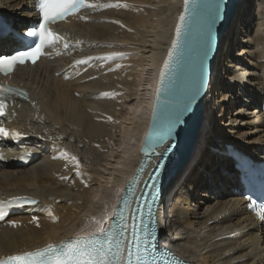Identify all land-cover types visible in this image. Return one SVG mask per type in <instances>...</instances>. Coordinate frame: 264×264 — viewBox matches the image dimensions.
Returning a JSON list of instances; mask_svg holds the SVG:
<instances>
[{
    "label": "bare ground",
    "instance_id": "obj_1",
    "mask_svg": "<svg viewBox=\"0 0 264 264\" xmlns=\"http://www.w3.org/2000/svg\"><path fill=\"white\" fill-rule=\"evenodd\" d=\"M33 2L0 0V14L22 33L37 19ZM87 4L93 7L52 26L61 39L47 58L3 80L25 88L30 101L11 98L0 117V127L20 134L0 136V200L30 196L39 202L16 209L0 225V259L90 229L108 215L126 178L147 155L142 145L157 73L182 0ZM204 21L207 26L210 19ZM201 38L202 33L194 39L196 54L204 46ZM13 45L9 37L0 38V53ZM114 53L119 55L107 58ZM194 78L187 77L174 92L176 110L164 119L172 131L160 134L150 149L159 153L168 140L179 142L177 134L192 116L188 106H195ZM263 99L264 0H238L201 97L197 138L164 190L157 213L163 242L187 262L264 264V222L241 198L226 150L232 146L254 160L264 159V118L258 109ZM15 143L35 153L26 167L16 164L20 148Z\"/></svg>",
    "mask_w": 264,
    "mask_h": 264
},
{
    "label": "snow or ice",
    "instance_id": "obj_2",
    "mask_svg": "<svg viewBox=\"0 0 264 264\" xmlns=\"http://www.w3.org/2000/svg\"><path fill=\"white\" fill-rule=\"evenodd\" d=\"M184 3L185 11H187L189 0H184ZM107 6L114 7L118 5ZM84 7H93V5L87 4L86 0H37V8L41 19L38 26L27 31V36L32 39L25 42L24 37L20 36L19 33L16 34L17 38L24 42L23 47L16 48L11 53L0 54V75L8 76L14 72L17 65H23L27 62L35 64L44 54L46 47L53 46L61 39L49 30L48 25L74 15ZM184 20L185 16L181 15V23L176 26L177 39L172 41L168 58L164 61V67L160 73L161 83H163L166 72L174 70L173 63L178 58V41ZM65 47H67L66 44ZM116 55L119 54L114 53L107 58L111 59ZM76 63L81 64L85 61H76ZM102 95L109 96L111 94L103 93ZM4 107L5 105L0 103V115L4 114ZM19 135L17 132L10 133L8 130L0 128V136H11L16 139ZM72 159L75 160V157H72ZM152 197L154 200L156 197L155 192L152 193ZM29 203L35 204L36 201H29ZM249 208L255 212L258 219L264 222V202L260 204L250 203ZM148 214L151 222L153 215L151 204L148 205ZM154 239L155 235L153 231L149 230V223H145L140 231H137L134 225L131 240H128L125 236L123 226H121L119 232L113 226L109 229H101L98 234L89 237L61 241L59 244L49 243L35 251H27L9 256L6 259H0V264H160L161 260H163V264H178L175 260L165 259L166 251H161L160 256L156 255L153 249L149 247L150 242Z\"/></svg>",
    "mask_w": 264,
    "mask_h": 264
},
{
    "label": "water",
    "instance_id": "obj_3",
    "mask_svg": "<svg viewBox=\"0 0 264 264\" xmlns=\"http://www.w3.org/2000/svg\"><path fill=\"white\" fill-rule=\"evenodd\" d=\"M237 2L238 0H189L187 11H185V3L182 0L181 11L173 29L171 42L158 69L154 90L153 111L156 107L161 108L162 105H165L171 99L175 98L173 96L174 92L184 85L187 77L190 78L192 75L195 77L192 83L197 96L195 106H189V110L192 112L191 118L188 117L190 119V126L188 124V128L186 126L183 131L177 134L179 142L177 143L174 158L166 171L163 188L166 187L179 168L185 164L192 151L201 125V97L205 93L210 78L211 67L218 48L220 36L230 21ZM181 15L185 16V20L183 21L178 41V58L173 63L174 70L166 72L163 83H161L160 73L164 67V61L168 58V51L172 46V41L177 39L176 26L181 23ZM205 18L210 19L207 26H204ZM202 24L204 26L203 29L200 28ZM200 33H202L201 40L204 41V46H201L200 53L196 54L193 51V43L195 37ZM189 57L191 58L192 64L189 61ZM187 61L190 63H187ZM193 63L195 64L193 65ZM188 72L190 73L188 74ZM158 89L159 91H157Z\"/></svg>",
    "mask_w": 264,
    "mask_h": 264
},
{
    "label": "rangeland",
    "instance_id": "obj_4",
    "mask_svg": "<svg viewBox=\"0 0 264 264\" xmlns=\"http://www.w3.org/2000/svg\"><path fill=\"white\" fill-rule=\"evenodd\" d=\"M202 129H203V124H202L201 130H200V134H201ZM200 134H199V137H200ZM198 139H199V138H198Z\"/></svg>",
    "mask_w": 264,
    "mask_h": 264
}]
</instances>
